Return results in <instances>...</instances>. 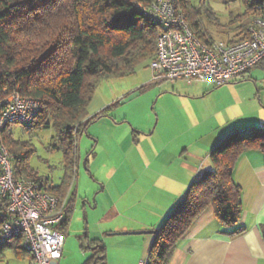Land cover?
<instances>
[{
    "label": "trees",
    "instance_id": "1",
    "mask_svg": "<svg viewBox=\"0 0 264 264\" xmlns=\"http://www.w3.org/2000/svg\"><path fill=\"white\" fill-rule=\"evenodd\" d=\"M153 0H0V97L17 87L24 96L41 103L40 113L26 127H52L62 151L64 176L54 184L28 163L34 149L14 138L12 126L1 131L0 142L13 158L15 176L35 180L39 187L64 199L78 175L81 163L79 140L89 125L105 115L107 107L89 117L88 107L102 78H122L156 55L161 26L147 18L136 3ZM246 11L239 16L240 32L235 42L249 37L254 17L264 13V0H242ZM190 29L203 42L215 40L202 30L190 0H180ZM264 63V60L259 64ZM252 69V68H251ZM248 72V71H247ZM264 152V127L234 132L211 151L213 170L194 181L175 205L164 224L153 231L149 264H168L177 243L195 219L212 207L222 225L241 221V187L233 174L242 153L249 149ZM73 210L70 200L64 230ZM0 200V228L8 219ZM243 228L236 229L238 234ZM94 254L85 264H106L105 247L94 244ZM12 250L18 257L31 254L22 246V236L0 242V264ZM97 259V260H96ZM96 260V261H95Z\"/></svg>",
    "mask_w": 264,
    "mask_h": 264
},
{
    "label": "rangeland",
    "instance_id": "2",
    "mask_svg": "<svg viewBox=\"0 0 264 264\" xmlns=\"http://www.w3.org/2000/svg\"><path fill=\"white\" fill-rule=\"evenodd\" d=\"M190 3L199 11L197 19L206 34L224 41L238 37L241 25L238 18L246 11L242 0H190ZM149 64L139 65L134 73L122 78H102L97 85L104 99L110 102L107 106H113L94 120L79 140L82 160L72 186L79 209L72 219L75 225L78 222V229L60 264H82L87 257L84 254L93 246L85 235L90 239L96 234L102 236L103 231L125 222L127 217L107 213L112 204L119 203L121 209L123 201L127 204L133 200L131 192L127 194L137 180L131 163L142 171V153L149 154L169 139L180 147L183 143L192 144L196 150L211 141V135L220 133L221 124V129L236 123L253 126L257 124L256 107L264 109V90L261 101L253 84L245 82L238 87L231 82L213 86L205 98L191 99L185 97L179 86L174 89L170 82L152 81ZM255 70L264 77V67ZM211 127L215 131H210ZM12 130L16 140L27 142L34 149L28 161L30 168L55 184L61 183L63 154L54 147L53 128L34 129L15 124ZM143 185L151 184L143 182ZM136 209L133 211L137 212ZM105 232L109 261L117 262L122 256L120 249L130 248L126 238H131L109 236V231ZM31 262L29 257L20 258L12 250L5 253L4 264Z\"/></svg>",
    "mask_w": 264,
    "mask_h": 264
},
{
    "label": "crops",
    "instance_id": "3",
    "mask_svg": "<svg viewBox=\"0 0 264 264\" xmlns=\"http://www.w3.org/2000/svg\"><path fill=\"white\" fill-rule=\"evenodd\" d=\"M259 67H264V63L248 70L241 80L233 83L238 87L243 86L245 82L253 84L257 89L255 94L262 101L264 77L255 73V69ZM171 85L174 89L179 86L177 88L186 93L185 97L191 99L205 98L210 89L215 87L208 82L196 81L189 85L181 80L171 83ZM109 103L97 89L88 107L89 115L101 112L109 107L107 106ZM256 110L258 114L254 120L257 121V124L240 126L236 123L227 129H224L225 125L221 129V124L218 126L220 133L211 135L213 137L211 141L202 144L196 150H193L192 144L183 143L180 147L169 139L154 151H150L149 154L142 153L141 162L144 165L142 171L135 169L137 166L131 163L137 180H134L136 186H131L127 194L131 192L133 200L127 204L123 201L121 209L118 207L119 203H114L107 213V215L113 213L117 216L127 217L125 222L116 224V227L105 231H109L107 234L109 236H129L131 239L126 238V240L130 242V248L128 250L120 249L121 258H118L117 262L111 263L107 250L108 243L103 238L106 232L103 231L102 236L96 234L91 239L85 235L88 244L93 246L88 254H84V257H87L82 264H85L93 256L95 243L105 247L106 264H138L141 258L148 256L155 237L153 231L158 230L164 224L191 184L199 179L205 171L214 169L211 160L212 149L234 132H248L253 128L264 127V109L256 107ZM260 117L263 118L258 119ZM210 131H215V127H211ZM191 147L192 149H190ZM175 163L176 165H174ZM233 179L242 190L243 214L241 221L231 226L222 225L216 219L213 208H206L195 219L189 231L179 240L168 264H264V152L253 148L242 153L236 163ZM143 182L151 185L145 187ZM72 186L73 183L64 198L68 204L70 200H73V210L64 230L66 240L62 258L68 244L75 238L74 232L78 229L76 227L78 222L75 225L72 219L74 213L79 210L76 192L72 190ZM136 194L137 197H135ZM124 198L122 196L121 200ZM82 207L84 206L82 205ZM134 208H137V212L133 211ZM105 218L106 216L102 220ZM238 228H243V231L232 234ZM97 263H101L100 259Z\"/></svg>",
    "mask_w": 264,
    "mask_h": 264
},
{
    "label": "built area",
    "instance_id": "4",
    "mask_svg": "<svg viewBox=\"0 0 264 264\" xmlns=\"http://www.w3.org/2000/svg\"><path fill=\"white\" fill-rule=\"evenodd\" d=\"M180 0H153L136 7L162 28L157 51L149 64L152 81L175 83L196 81L215 86L241 80L264 60V13L253 18L249 37L228 42L201 41L179 7ZM0 97V134L7 126L30 125L40 113L38 99L24 96L19 87ZM1 139V135H0ZM14 156L0 142V200L8 219L0 228V242L22 236V246L31 254V264H58L66 240L63 223L68 202L39 187L29 178H17ZM138 264H149L148 256Z\"/></svg>",
    "mask_w": 264,
    "mask_h": 264
},
{
    "label": "water",
    "instance_id": "5",
    "mask_svg": "<svg viewBox=\"0 0 264 264\" xmlns=\"http://www.w3.org/2000/svg\"><path fill=\"white\" fill-rule=\"evenodd\" d=\"M97 260V259H96Z\"/></svg>",
    "mask_w": 264,
    "mask_h": 264
}]
</instances>
